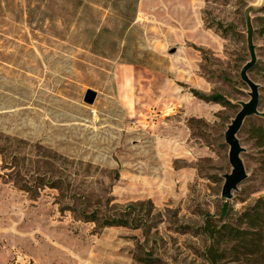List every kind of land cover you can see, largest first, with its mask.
Wrapping results in <instances>:
<instances>
[{
    "label": "rangeland",
    "instance_id": "1",
    "mask_svg": "<svg viewBox=\"0 0 264 264\" xmlns=\"http://www.w3.org/2000/svg\"><path fill=\"white\" fill-rule=\"evenodd\" d=\"M52 1L0 0V264H209L197 226L207 214L235 222L264 195L246 131L237 135L247 176L221 195L231 168L224 131L249 97L239 75L249 58L243 11L264 0H138L126 48L105 40L123 24L125 0L115 19L104 0L76 13L69 0ZM263 6L252 12L258 57ZM106 23L114 30L91 51V28ZM249 75L264 110L263 83ZM111 214L129 223L103 225Z\"/></svg>",
    "mask_w": 264,
    "mask_h": 264
},
{
    "label": "trees",
    "instance_id": "2",
    "mask_svg": "<svg viewBox=\"0 0 264 264\" xmlns=\"http://www.w3.org/2000/svg\"><path fill=\"white\" fill-rule=\"evenodd\" d=\"M50 1L53 3L52 0ZM69 1L71 13H76L79 6L90 7V2H85V0ZM125 1L127 12L124 15L123 24L113 26L118 31L114 40L105 39L112 45L122 43V48H126L127 34L131 27H133L138 4V0ZM117 2L118 0H104L105 8L110 12V15L106 18L115 19L111 14L121 11V9L116 10ZM92 4L93 2H91ZM256 19V31L264 39V15L257 16ZM218 26L222 27V24L218 23ZM113 28L108 23L100 26L97 31H95L94 27L91 28L93 36L88 42V48L91 51H97L102 32L113 31ZM261 50L260 56L252 67V70L260 77L263 83L261 88L264 90V45L261 46ZM118 58L128 63H141L138 58L125 53L119 54ZM179 83L185 85L183 82ZM189 89L194 95L206 101H227L225 96L219 92L204 93L193 87ZM262 100L264 101V97ZM248 117H253L255 120L250 123L248 128L241 127L239 131H246L248 138L258 148L259 164L264 172V116L251 115ZM80 213L87 220H95L99 217V214L95 210L90 213L81 210ZM102 223L103 225H126L129 221L124 216L111 214L103 217ZM197 230L204 236L200 254L209 264H219L221 260L226 259L244 264H264V195L258 196L252 204L241 210L235 222L220 218L219 223H216L214 216L207 214L203 224L197 226Z\"/></svg>",
    "mask_w": 264,
    "mask_h": 264
},
{
    "label": "water",
    "instance_id": "3",
    "mask_svg": "<svg viewBox=\"0 0 264 264\" xmlns=\"http://www.w3.org/2000/svg\"><path fill=\"white\" fill-rule=\"evenodd\" d=\"M261 4H248L244 8L246 46L249 53V58L242 64L239 75L240 78L248 85L249 97L245 100H238L239 109L231 118L230 122L224 131V140L228 144V160L231 165L229 171L224 172L223 184L221 187V195L225 198H230L233 191L238 189V185L247 176V171L242 159L241 153L244 147L240 143L238 132L243 124L244 119L250 115L264 116V110L259 108L260 102V84L249 75V70L252 69L258 59L256 51V43L254 42V26L252 21V12L261 8ZM97 95V91L93 88H87L83 100L87 103H92Z\"/></svg>",
    "mask_w": 264,
    "mask_h": 264
}]
</instances>
